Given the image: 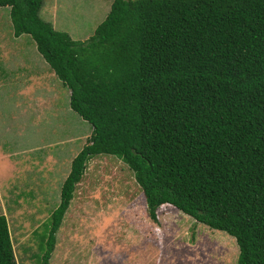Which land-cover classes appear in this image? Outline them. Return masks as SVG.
Wrapping results in <instances>:
<instances>
[{
	"label": "trees",
	"instance_id": "1",
	"mask_svg": "<svg viewBox=\"0 0 264 264\" xmlns=\"http://www.w3.org/2000/svg\"><path fill=\"white\" fill-rule=\"evenodd\" d=\"M41 3L0 9L89 133L60 182L40 264L98 155L125 165L151 221L167 204L230 236L235 264H264V0H111L82 41L42 20ZM12 254L0 215V264Z\"/></svg>",
	"mask_w": 264,
	"mask_h": 264
},
{
	"label": "rangeland",
	"instance_id": "2",
	"mask_svg": "<svg viewBox=\"0 0 264 264\" xmlns=\"http://www.w3.org/2000/svg\"><path fill=\"white\" fill-rule=\"evenodd\" d=\"M110 1L43 0L39 16L71 40L82 41L103 19ZM5 10L0 9V73H4L0 77V126L4 120L8 122L2 138L7 134L18 137L28 126V113L32 125L25 137L2 141L0 146L7 153L19 140L31 145L29 154L18 157H28L29 164L0 159V215L7 224L15 264H40L47 218L57 204L61 176L85 143L89 128L68 109L67 95L61 89L52 88L49 108L54 113L46 107L48 100L36 87L42 77L29 79L30 66L15 55L16 47L30 40L26 35L19 40L12 37ZM32 47L20 54L26 55L32 71H39ZM25 83L34 92L32 105L20 97L23 92L19 94ZM29 96L28 91L25 97ZM83 172L54 233L46 264H235L236 246L224 232L196 223L169 205L158 207L156 222L151 221L138 187L118 159L94 156Z\"/></svg>",
	"mask_w": 264,
	"mask_h": 264
},
{
	"label": "crops",
	"instance_id": "3",
	"mask_svg": "<svg viewBox=\"0 0 264 264\" xmlns=\"http://www.w3.org/2000/svg\"><path fill=\"white\" fill-rule=\"evenodd\" d=\"M42 3H44L43 2V0H42ZM39 14L40 15H42L43 14V11L42 10H40V12H39ZM47 20V19H46ZM51 25V24H50ZM15 40H19V39H22V35L21 36H18V37H16V38H14ZM17 42V41H16ZM19 43L17 42V45H18ZM30 44H29V42H26V41H23V47H20V46H18V47H16L17 48V50L15 51V55L16 56H18V58H21V60H23V62L24 63H26L28 66H30V71H27L28 72V78L30 79V78H36V77H38V76H40V77H42V80L41 81H39V82H37V89L41 92L39 95L40 96H43L44 98H45V101H47L48 100V102L46 103V107H48L49 108V104H50V102L52 101V98H54V94H52V88H55V89H61V91L63 92V94H65V96L66 95H68V91H67V89L66 88H64L63 86H61V84L59 83V81H57L56 79H55V77L53 76V74L48 70V68L46 67V65H45V63L42 61V59L40 58V56L37 54V58H36V64L38 65V67L40 68L39 69V71H37V70H33L32 71V65L30 64V62L27 60V58H26V55L25 56H22L21 54H20V51L22 50V49H26L25 51H29L30 52ZM15 50V49H14ZM37 65H35V67L37 68ZM38 69V68H37ZM33 72H35V73H33ZM45 74H48V75H50L49 77H47V76H45ZM52 76V77H51ZM27 78V80H29ZM45 78H48V80L46 81L45 80ZM22 79H24V77H22ZM26 80V81H27ZM33 82H35V81H33ZM51 83V84H50ZM32 90V86H29L28 85V83L26 84H24L23 86H22V88H20V92H19V94H21V92H23V94L20 96V97H24V98H27V100H28V103L30 104V105H32V103H31V101H32V93H34V92H32L31 91ZM29 91V93H30V96L29 97H25V93H27ZM46 96V97H45ZM68 106V105H67ZM63 107H65V101H64V103H63ZM25 108V107H24ZM50 109V111H53V110H51V108H49ZM69 109V108H68ZM23 111H25L26 112V110H23ZM53 113H54V111H53ZM29 115L28 116H26V120H28V126L25 128V130L18 136V137H11V136H9L8 134H7V138H5V139H3L2 138V136H3V134H5L4 132H3V129H4V126L7 124V122L8 121H3L2 122V125L0 126V146L1 145H4V143L2 142V141H7V142H9V141H13V139H20L21 137H25V134H24V132L27 130V129H31V125H32V118H31V113H28ZM25 125V124H24ZM12 149V151H9V152H7V153H4V152H1V149H0V159H5V158H10L11 159V161L12 162H14V163H19V165H21V161L22 160H24V161H26L28 164L31 162L30 160H29V158L28 157H26V158H24V159H21V158H18V157H20L22 154H29L30 153V150H31V145H29V144H27L26 142H24V140L22 141V140H19L18 142H17V144H16V142L13 144V147L11 148ZM79 149H77V151H78ZM77 151H75V152H77ZM75 154V153H74ZM73 154V155H74ZM73 155H72V157H73ZM44 156H46V155H44ZM5 157V158H4ZM47 160V159H46ZM54 173V172H53ZM66 173V172H65ZM65 173H63V175L61 176V178L62 177H64L65 176ZM49 179V178H48ZM118 236V235H117ZM52 252V251H51ZM50 252V253H51Z\"/></svg>",
	"mask_w": 264,
	"mask_h": 264
},
{
	"label": "clouds",
	"instance_id": "4",
	"mask_svg": "<svg viewBox=\"0 0 264 264\" xmlns=\"http://www.w3.org/2000/svg\"><path fill=\"white\" fill-rule=\"evenodd\" d=\"M165 205H167V204H165ZM160 206H162V205H160ZM160 206H159V207H160Z\"/></svg>",
	"mask_w": 264,
	"mask_h": 264
},
{
	"label": "bare ground",
	"instance_id": "5",
	"mask_svg": "<svg viewBox=\"0 0 264 264\" xmlns=\"http://www.w3.org/2000/svg\"><path fill=\"white\" fill-rule=\"evenodd\" d=\"M163 205H165V204H163Z\"/></svg>",
	"mask_w": 264,
	"mask_h": 264
}]
</instances>
